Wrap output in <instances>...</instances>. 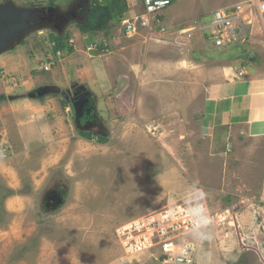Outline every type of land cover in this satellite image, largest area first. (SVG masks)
<instances>
[{
	"label": "rangeland",
	"instance_id": "rangeland-1",
	"mask_svg": "<svg viewBox=\"0 0 264 264\" xmlns=\"http://www.w3.org/2000/svg\"><path fill=\"white\" fill-rule=\"evenodd\" d=\"M261 1L172 0L159 14L167 32L161 35L157 31L149 35L140 32L139 35L145 33V37H150L148 43L143 41L145 47L134 51L125 47L126 52L136 54L129 56H134L130 65L144 69V74L139 77L137 72L133 76L127 69L121 71L120 63H116L118 71L113 83L118 90L115 95L106 96L109 101L105 100L107 106L101 109V114L110 122L105 124L110 132L106 143L96 142L94 134L100 125H95L92 128L95 132L91 130L94 134L87 136L92 138L91 142L83 140L58 95H47L39 100L30 99L28 94L45 85L68 88L75 72L64 69V61L70 67L81 68L80 60L89 41L113 35L108 40L123 38L121 23L112 22L111 34L106 36L101 35L103 32L82 33L80 26L87 23L76 21L69 25L63 35L68 34L73 39L78 34L77 37H83V46L74 48L75 42H72L73 51L63 54L62 64L49 52L50 59L45 62L50 67L47 72L42 69L45 56L36 48L41 44L49 49L50 42L36 32L29 33L22 43L0 55V96H6L0 103V264H159L156 247L129 253L115 231L130 220L176 204L183 207L204 204L212 215L226 209L234 212V218L227 219L222 227L196 230L184 237L192 264H264V204L261 203L264 142L249 139L239 145L237 151L253 150L255 156L251 161L235 157L234 164L228 162L227 167L206 159L204 171L207 173L201 175L195 165L190 168L189 161L195 162V156H186L183 152L186 140H180L187 132L185 121L196 123L195 117H187L185 113L182 116L181 108L192 105L188 108L192 113L201 106L199 87L207 80L206 71L235 63L237 59L233 55L244 51L251 53L249 57L255 55L259 59L261 56L253 46L245 47L251 36L232 47L215 48L210 41L205 42L198 31L177 34L180 30L210 23L216 10L254 8L250 3ZM12 2L21 8L55 5L63 11L74 3L73 0ZM124 3L127 9L122 18L141 9V0H124ZM247 14L250 17H245ZM245 15L241 16V23L251 33L250 19L255 17L252 9ZM255 19L252 29H258L257 35L264 39L259 18ZM145 49L153 60L146 56ZM87 55L85 86L100 93L111 91L104 59L96 53ZM23 59L27 63L24 67ZM148 64L154 67L150 72L152 77L158 74V67L173 66L170 78L166 72L168 84L162 71L149 81L145 74ZM35 74L38 80L34 79ZM123 77L127 88L120 90L125 87V83H119ZM137 80L144 87L155 81L162 91L153 97L156 100L152 109L157 121L154 124L139 120L133 110L134 98H138L133 88ZM165 84L171 88L166 93ZM123 91L133 100L122 99L126 98L119 95ZM117 97L118 105L126 112L119 110L120 115L111 118L107 109L113 111ZM122 100L127 104L123 105ZM163 105L174 112L163 113ZM174 131L176 133L171 134ZM222 132L218 130L219 134ZM226 144L223 141L222 145ZM227 168L235 172L241 170L246 176L240 185L242 189L236 187L238 181ZM202 177L211 182H204ZM52 182L64 184L67 196L61 208L44 211L40 207L41 199Z\"/></svg>",
	"mask_w": 264,
	"mask_h": 264
},
{
	"label": "crops",
	"instance_id": "crops-1",
	"mask_svg": "<svg viewBox=\"0 0 264 264\" xmlns=\"http://www.w3.org/2000/svg\"><path fill=\"white\" fill-rule=\"evenodd\" d=\"M4 1L5 0L3 1L1 0L0 2L3 3ZM77 1L78 0H73L74 2L73 5ZM37 6H43V5H37ZM43 7L46 9H49L50 7H53L55 9L60 8V6L57 7L55 5L50 6L48 8L45 6ZM250 9H252L253 15L255 17H252L250 19L251 33H249L250 32L249 29L247 31L249 34L248 36H251V38L247 44L245 43L244 44L246 48H249V46L251 48L253 46L254 48L252 49H256L261 57L259 59H257L255 55L249 57L251 53L246 54V52L244 51L239 55L236 56L233 55L234 59H237L235 63L232 61L233 63L231 64H225L209 69L208 71H206V76H205L207 79L206 82L202 83L199 87V91L202 95L201 98H198V100H201L200 102L201 106L196 107L198 110L196 109L192 113L191 111L193 110L191 108L188 110L189 106L192 105H189L186 108L185 106H183V108H181L182 116L185 113L187 114V117L196 118V123L194 124H192V122L190 121H185L184 126L187 129V132L182 136H180V140L182 139L186 140V142L183 143L185 145L183 152H185L186 156L189 158L195 156V162L191 160L189 161L190 168H192L195 165L198 170V173H200L201 175L203 172H204L203 175L207 173L206 171H204V166L206 165L205 164L206 159L216 165L226 164L227 167H228V162L229 165H231V163L234 164V161L232 159H235V157L238 158L241 156L243 160L251 161L254 159L255 156L253 154V150L249 148L246 151V153L243 151H237L239 145L243 144L249 139H253L254 141H261L262 143L264 142V39H262V35H257L258 32L260 33L258 29L254 27L252 29V26L255 25L256 22L255 18L257 16L261 24V30H263L264 32V21H263L264 12H260L258 8L254 6V8L248 7L244 9L243 15H245L246 11H249ZM245 17L248 18L250 16L247 14L245 15ZM46 31L49 32L50 35L53 34L54 36L60 37L62 39H65L68 36V34L57 35V33H55L51 29H46ZM152 32H154V30L147 32V35H149ZM37 34L39 35L40 33ZM104 34L105 33H101V35ZM110 34H111V30L108 35ZM76 35L73 36V39L70 38L69 40L70 47H72V42H75L74 48L83 46L82 43L83 37H77ZM114 36L115 35L104 38L102 37L101 40L98 41V42L106 41L107 44L106 54L96 53L99 57L104 59L103 64L107 69V75L110 78L109 83H111V86L109 88H111V91L101 92L102 95H100L101 94L100 92H96V90L89 88V86L87 87L85 86V84H87V81H86V75L84 73L87 70L86 66L88 62L87 60L89 58V55H87L88 53L86 52V50H83L85 54L83 55L82 60H80V63L82 64L81 68L70 67L69 65H67L68 63L65 61H64L65 65L64 66L62 65L64 69H68L70 72H75L74 75L75 78L73 82H76L77 84L81 85L82 87H84L85 90H87L90 93L88 100L90 101L91 105L94 108L95 124L101 126L99 127L96 134L94 133H90V134L91 135L94 134L99 141L110 140L109 139L110 132L107 131V129L105 128L106 127L105 124L110 122H108L106 117L101 114V109L103 106L105 107L107 106L104 103L105 100L109 101L106 98V96L110 94L113 95L118 90L117 88L114 87V83H113V81H115L116 79V75L118 71L117 69L118 66H116V63H120L121 71L127 69L133 74V76H135V74L138 72L139 77H141V75L144 74L143 73L144 69L138 70L135 69L136 66L130 65L134 56L131 57L129 56L136 54H131V52L128 50H127L128 52H126L125 47L129 46L131 49H133V51L136 49H141L145 47L143 41L145 40L148 43L150 39L149 36L145 37V33H144L143 35H137L136 37L133 38H128L126 35H124L123 38H112L108 40L109 37H114ZM125 39H127L128 41H126ZM93 41L94 40H90L89 43L85 46V49ZM38 47L40 48H36V49H39L42 52V55L45 56L42 58L43 62L45 63L48 59L50 49H48V47L45 46L42 47L41 44L38 45ZM76 51L78 52V49H76ZM64 53L67 52L64 51ZM145 53L149 59L153 60V58L150 57L151 53L149 56V52H147V49H145ZM25 64L27 63L23 59V67ZM39 68L41 69V67ZM111 68L112 70L110 72ZM157 70H158V74H160L161 71L164 73L165 81H166V72H168L169 78L173 75L174 72L173 66L170 65L164 67H158ZM151 71L152 72L154 71V67L152 66V64L151 65L148 64V71H147L148 73L146 72L145 74L148 78H150L149 81H151L158 75L154 73L156 76L154 77L150 76ZM28 76L30 77V74ZM33 76L34 79L38 80L36 74ZM120 82L121 84H124L126 82V79L123 77L119 80V83ZM137 82L138 84H135V86H133V88H136V94L138 97V98H134L135 103L133 110L137 112V116L139 120L142 119L148 123L154 124V122L157 121L156 119H154L156 113L152 109V105L155 103L156 100V98L153 97H155L156 94L162 91H160L161 89L159 86L155 85V81L153 82V85L150 83L151 85H149V87H144V85L139 80H137ZM58 88L63 89L65 87L63 88L58 87ZM125 88H127L126 83H125V87H120V90H124ZM168 88L171 89L168 85L165 84L164 93H166ZM125 93L126 91L125 92L123 91V93L120 92L119 95L121 96L124 95L126 97L122 99H126L127 101L128 100L132 101L133 98H129L130 96L126 95ZM132 93H135L134 89H132ZM148 96H150L151 98L149 99ZM117 99L118 97L115 99V108L113 109V111H111L109 107L107 109L109 114L111 115L110 116L111 118L119 116L120 115L119 110L126 112L125 108H121V106L118 105ZM122 104L126 105L127 103L124 100H122ZM131 104L133 105V103ZM99 106H101L100 110H98ZM182 109H184L185 111H183ZM104 110L106 111V108H104ZM168 111H172V113L174 112V110L169 109L168 106L164 107L163 105V113H167ZM140 115H142L143 118H141ZM103 119L105 121H103ZM140 124L142 123L140 122ZM221 129L223 130V132L219 134L218 130ZM92 132L95 131L92 130ZM174 133H176V131L171 132V134ZM223 141H225L227 144L222 145ZM175 142H177V140H173V143ZM216 146H218V148H215ZM219 149H221L222 151L221 152L216 151ZM236 152L238 153L237 155ZM200 158H202L203 161L199 160ZM237 169L239 168L237 167ZM226 170L228 171V173L233 174V177L237 179L238 182L235 184L236 187L238 189H242L240 185L243 184L242 181H245L246 179L245 178L246 176L243 174V172L241 170L235 172L231 170V168L230 169L227 168ZM202 179L206 183L211 182L209 178L202 177ZM261 195H262L261 203L264 204V193L261 192ZM247 205H249L250 208L252 205V201L250 200L249 202H247Z\"/></svg>",
	"mask_w": 264,
	"mask_h": 264
},
{
	"label": "built area",
	"instance_id": "built-area-1",
	"mask_svg": "<svg viewBox=\"0 0 264 264\" xmlns=\"http://www.w3.org/2000/svg\"><path fill=\"white\" fill-rule=\"evenodd\" d=\"M172 0H141L142 10L133 18L123 20L122 25L127 36L137 35L141 31L158 29L160 34L167 32L166 27L157 19V16L171 4ZM260 12H264V1L257 4ZM243 9L238 7L236 11L220 10L215 11L210 24L200 25L178 31V35L198 31L202 36L211 39L215 48L243 42L248 38V28L241 23ZM42 35L47 36L46 32ZM52 46L55 44L52 43ZM98 49L97 44L88 46L87 51L92 52ZM56 56L61 57V52ZM49 70V65L44 66ZM183 207L179 204L171 208H160L146 215L130 220L115 231L116 237L127 252L132 250L140 252L156 247L159 253L156 259L159 264H192L193 259L189 248L184 243V237L196 230H206L209 227H222L227 219L234 218V212L228 209L216 212L214 215L207 208L208 214L213 217V223L205 228L195 229L192 219L187 215L188 209L195 207ZM204 206V204H203ZM232 212V213H231Z\"/></svg>",
	"mask_w": 264,
	"mask_h": 264
},
{
	"label": "flooded vegetation",
	"instance_id": "flooded-vegetation-1",
	"mask_svg": "<svg viewBox=\"0 0 264 264\" xmlns=\"http://www.w3.org/2000/svg\"><path fill=\"white\" fill-rule=\"evenodd\" d=\"M88 11V4L86 0H78L71 8L63 10H49L48 13L45 9L39 11L36 16V22L38 26L49 27L57 35H63V31L71 24L85 21V13ZM17 46L14 43L10 46V49ZM65 92V97L60 99L66 104V110H68L74 129L81 136L83 140L91 142L92 138H88L86 135L91 133L95 124L94 108L91 105L88 97L90 93L76 82H71L68 88L61 90ZM71 106V109H70ZM96 142L100 141L96 138ZM52 185L43 193L40 207L44 211H53L55 208V201L58 198L66 197V188L57 182H52Z\"/></svg>",
	"mask_w": 264,
	"mask_h": 264
},
{
	"label": "water",
	"instance_id": "water-1",
	"mask_svg": "<svg viewBox=\"0 0 264 264\" xmlns=\"http://www.w3.org/2000/svg\"><path fill=\"white\" fill-rule=\"evenodd\" d=\"M90 5V0H86ZM40 11L39 7L21 8L13 2L0 3V55L8 50L14 43L20 44L29 33H31L38 24L36 16ZM48 13L49 9L46 10ZM46 29V27H44ZM62 92L56 86H42L28 94L30 99H41L47 95H57ZM65 97V92L61 93ZM71 109V106H70ZM64 188L65 185H64ZM65 200L58 198L55 201L57 208H61ZM56 208L53 210L55 211Z\"/></svg>",
	"mask_w": 264,
	"mask_h": 264
},
{
	"label": "trees",
	"instance_id": "trees-1",
	"mask_svg": "<svg viewBox=\"0 0 264 264\" xmlns=\"http://www.w3.org/2000/svg\"><path fill=\"white\" fill-rule=\"evenodd\" d=\"M3 1V0H2ZM11 1V0H5ZM4 1V2H5ZM91 10L89 13H86L87 21L86 26L80 27V31L82 33H92L96 34L99 32L105 33V35L110 33L111 23L118 22L120 23L123 14L125 13L127 7L124 3V0H90ZM35 6V5H31ZM53 6V5H51ZM94 17V18H93ZM93 18V19H92ZM157 19L161 21L159 15ZM50 40H54L56 45L50 47L51 51L55 54L56 51L62 50L67 53H71L73 51L72 47H70V36H67L65 39L60 37H56L53 34L50 35ZM6 100L5 95L0 96V103ZM107 140L100 141L101 143H105Z\"/></svg>",
	"mask_w": 264,
	"mask_h": 264
},
{
	"label": "clouds",
	"instance_id": "clouds-1",
	"mask_svg": "<svg viewBox=\"0 0 264 264\" xmlns=\"http://www.w3.org/2000/svg\"><path fill=\"white\" fill-rule=\"evenodd\" d=\"M13 0H11V2H12ZM264 1V0H263ZM263 1H261V2H263ZM5 2H10V1H5ZM4 3V2H3ZM171 3H172V1H171ZM259 2H257V3H250V4H252L253 6H255V7H257V4H258ZM88 4V3H87ZM16 5V4H15ZM89 5V4H88ZM91 5H92V3H91V1H90V5H89V9H88V11L86 12V13H89V11L91 10ZM141 5V4H140ZM171 5V4H170ZM17 6V5H16ZM17 7H19V6H17ZM35 7H39V9H40V11H42L43 9H45V10H48V9H46V8H44L43 6H30V7H26V8H35ZM23 8H25V7H23ZM241 8L243 9V12H242V15L244 14V9H246L245 8V6H241ZM57 10V8L55 9V8H53V7H50L49 8V10ZM59 10H61V9H59ZM142 10V6H141V9L137 12V13H139L140 11ZM223 10V9H222ZM229 10H231V9H229ZM216 11H220V10H216ZM215 12V11H214ZM214 12H213V14H214ZM85 13V14H86ZM136 13V14H137ZM136 14H134V15H130V16H128V17H125V18H122L121 19V21H120V23H121V25H122V22H123V20H126V19H131V18H133ZM213 14H212V17H213ZM241 15V16H242ZM86 21H87V16L85 15V21L83 22V23H86ZM211 21H212V19H211ZM211 21H210V23H211ZM210 23H208V24H210ZM204 25H206V24H204ZM38 26V25H37ZM198 26H200V25H198ZM198 26H196V27H198ZM44 27H46V26H44ZM44 27H41V26H38L37 28H35L31 33H40V35L41 36H43V37H47L46 38V40H49V42H50V47H52V43H54L55 45H56V43H55V41L54 40H50V34H49V32H47L46 31V29H50L49 27H46V29L44 28ZM81 27V26H80ZM44 29V30H43ZM122 29H123V33L126 35V33L124 32V28H123V25H122ZM52 30V29H51ZM154 31H157V33L158 34H160V32H159V30L158 29H154ZM42 32H46L47 33V36H45V35H42L41 33ZM141 32H146V31H141ZM148 32H150V31H148ZM30 33V34H31ZM140 33V32H139ZM139 33L137 34V35H139ZM29 34V35H30ZM137 35H134V36H131V37H129V36H127L128 38H133V37H136ZM161 35V34H160ZM202 36V35H201ZM26 37V36H25ZM203 37V40L204 41H210L211 42V44L213 45V43H212V41H211V39H208V37H204V36H202ZM249 38H250V36H249ZM23 42V41H22ZM21 42V43H22ZM91 44H97L98 45V49L97 50H95V51H92V52H89V51H87V48H88V46L89 45H91ZM235 44H237V43H235ZM87 47H86V52L87 53H98V54H106L107 53V49H106V46H107V44H106V41H102V42H98V41H95V42H91L90 44H89ZM234 44H232V45H228L229 47H232ZM50 47H49V49H50ZM11 50V49H10ZM57 52H61V57H57L56 56V53ZM50 53L56 58V59H58L60 62H62V59H63V54L65 55V53H64V51H62V50H58V51H56L55 52V54L51 51V49H50ZM47 58V57H46ZM50 58H49V56H48V59L47 60H49ZM45 65H49V63H45V64H43V67H42V69H43V71L44 72H47V71H45L44 70V66ZM49 69H50V67H49ZM49 71V70H48ZM46 86V85H45ZM57 87V86H56ZM58 88V87H57ZM59 90H62V89H60V88H58ZM60 94H61V92H60ZM60 94H57L58 96L60 95ZM57 95H54V96H57ZM61 97H63L62 95H61ZM42 99V98H41ZM40 100V99H39ZM64 103V102H63ZM65 104V103H64ZM66 105V104H65ZM66 107V106H65ZM89 135V134H88ZM64 185V184H63ZM64 188V187H63ZM65 194H66V196H67V191L65 192ZM66 198V197H65ZM63 200H65L64 198H63ZM187 215L192 219V223H193V225H194V227H195V229H201V228H205V227H207L208 225H210V224H212L213 223V217H211L209 214H208V212L206 211V209L204 208V206L202 205V204H198L197 206H195V207H192V208H190V209H188V212H187ZM203 238H207V236L205 235V234H203V233H199Z\"/></svg>",
	"mask_w": 264,
	"mask_h": 264
}]
</instances>
